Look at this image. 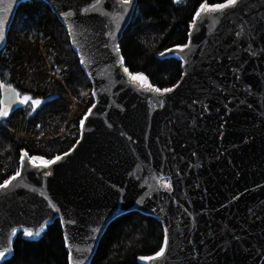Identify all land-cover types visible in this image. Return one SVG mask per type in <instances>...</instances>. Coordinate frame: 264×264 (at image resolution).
Segmentation results:
<instances>
[{
    "label": "water",
    "instance_id": "obj_1",
    "mask_svg": "<svg viewBox=\"0 0 264 264\" xmlns=\"http://www.w3.org/2000/svg\"><path fill=\"white\" fill-rule=\"evenodd\" d=\"M20 1L0 0V48ZM45 1L68 28L94 103L60 159L40 168L25 156L1 184L0 251L13 249L16 228L59 217L70 264H89L109 223L139 210L168 240L146 264H264V0L197 16L183 50H165L183 74L162 93L125 71L120 39L136 0ZM0 103H20L2 80Z\"/></svg>",
    "mask_w": 264,
    "mask_h": 264
},
{
    "label": "trees",
    "instance_id": "obj_2",
    "mask_svg": "<svg viewBox=\"0 0 264 264\" xmlns=\"http://www.w3.org/2000/svg\"><path fill=\"white\" fill-rule=\"evenodd\" d=\"M224 1L136 0L120 39L126 67L158 87L174 85L183 62L165 50L187 42L201 3ZM80 60L67 27L45 0L18 3L0 48V79L17 89L21 101L31 99L0 116V185L17 172L23 152L51 159L75 144L94 103L92 82ZM163 238L157 218L127 211L109 223L89 264H145L143 256L156 252ZM0 264H70L61 219L48 223L38 237L16 232L13 249Z\"/></svg>",
    "mask_w": 264,
    "mask_h": 264
},
{
    "label": "snow or ice",
    "instance_id": "obj_3",
    "mask_svg": "<svg viewBox=\"0 0 264 264\" xmlns=\"http://www.w3.org/2000/svg\"><path fill=\"white\" fill-rule=\"evenodd\" d=\"M239 2V0H227V3L226 4H218V5H215L213 6L211 9H209V7L207 6V4H202L201 5V8H200V11L197 13V16L200 15L201 12H204V11H209V10H217V9H222V8H225V7H228V6H232V5H236L237 3ZM123 3L124 4H129L131 3V0H123ZM3 38V32H2V26H0V39ZM183 49H181L182 51ZM163 55V53H162ZM125 71H127V69H125ZM132 79L134 81H139L141 84L147 86V87H151V85H148L147 84V78L144 77L143 75H134L132 76ZM156 91H160V89H155ZM165 92H168V91H171V89H165L164 90ZM31 99L30 97H24V99L21 101L22 103H27L28 100ZM34 104H39L40 101L39 100H36V101H33ZM7 115V112L0 109V116H6ZM26 155V154H25ZM57 160L60 159V157H57L56 158ZM55 161H51V163H54ZM17 175H19V173H17ZM13 179H15V177H13ZM7 184L5 185H0V188L2 187H6ZM166 187H170V185H165ZM25 235L26 236H32L33 233L31 231H26L25 232ZM36 235H39V233H36ZM165 246L167 245L168 243V240H167V237L165 238ZM164 251H165V248L162 247L160 249L159 252L156 253V256L155 257H148V258H142V259H156L158 257H161L164 255ZM5 255L4 252H0V257H3Z\"/></svg>",
    "mask_w": 264,
    "mask_h": 264
},
{
    "label": "rangeland",
    "instance_id": "obj_4",
    "mask_svg": "<svg viewBox=\"0 0 264 264\" xmlns=\"http://www.w3.org/2000/svg\"><path fill=\"white\" fill-rule=\"evenodd\" d=\"M205 4L208 5V3H205ZM201 5H202V4H201ZM201 5H200L199 7H201ZM194 16H195V15H194ZM129 74H130L131 77L134 76V75H143V74H141V73H134V74L129 73ZM143 76L146 77L145 75H143ZM132 82H134V83H135L136 85H138L139 87H140V86L145 87V85L141 84L139 81H134V80L132 79ZM147 84L151 85V88H153V91H156L155 89H160V91H161V89H162V90H163V89H171V88H170L171 86H169V87H164V88L158 87V86L154 85L153 83L149 82L148 79H147ZM146 88H147V86H146ZM160 91H156V92L161 93ZM0 109H2V106H1V105H0ZM25 154H26V155H25ZM25 156H28V157L30 158V160H31V163L34 164V165H41V164H43V165H47V164H49V162H48L46 159L41 158V157H39V156H30V155H28L27 152H23L22 157H21V159H20V164H21L22 161L25 159ZM165 185H170V187H171V184H170L169 181H167V179H166V182L164 183V186H165ZM167 188H169V187H167ZM140 212H141V211H140ZM154 217H155V216H154ZM155 218H157V217H155ZM157 220H158V218H157ZM163 229H164V228H163ZM18 231H22L24 234H25L26 231H31V232L33 233V235H32L33 237H38V236L41 235V233L43 232V229H40V230L35 231V230L32 229V228L19 227V228H16V229H15V233L18 232ZM135 231L137 232L138 229L136 228ZM36 233H39V235H36ZM164 239H165V232H164V238H163V241H162V245H161V247H160L156 252H154V253H152V254H149V255H146V256H143V258H148L147 256H153V257H155V256H156V253L162 248L163 243H164ZM0 252H4V251H0ZM10 252H11V251L4 252L5 255H4L3 257H6L8 254H10ZM6 254H7V255H6ZM3 257H0V260H1ZM145 260H146V259H143V262H144V263H145ZM145 264H146V263H145Z\"/></svg>",
    "mask_w": 264,
    "mask_h": 264
},
{
    "label": "bare ground",
    "instance_id": "obj_5",
    "mask_svg": "<svg viewBox=\"0 0 264 264\" xmlns=\"http://www.w3.org/2000/svg\"><path fill=\"white\" fill-rule=\"evenodd\" d=\"M226 4V3H225ZM208 7H209V9H211L213 6H215V5H207ZM200 8L201 7H199V9L196 11V13H195V20H196V18H197V13L200 11ZM222 9H224V8H222ZM217 10H219V9H217ZM213 11H216V10H209V11H204V12H213ZM204 12H201L200 14H202V13H204ZM9 32V31H8ZM180 48L182 47V46H179ZM176 55H179L178 53H176ZM128 77H129V79L132 81V77L130 76V74H128ZM141 88H143V89H149V88H151V87H147L146 88V86L145 87H142V86H140ZM151 89H153V88H151ZM161 93L162 92H165L164 90H161L160 91ZM29 161H30V163H31V160H30V158H27ZM55 159H53V160H51V161H54ZM51 161H48L49 162V164H47V165H43V164H41V165H37L38 167H40V168H44V167H49V165L51 164ZM32 164V163H31ZM32 165H34V164H32ZM51 170H47V171H45V173H49ZM166 179H168V178H161V180H160V186H161V188L162 189H168V190H170V188H167L166 186H164V183L166 182ZM165 238H166V232H165ZM164 242H165V239H164ZM162 247H164L165 248V250H166V246H165V243H163V246ZM165 252V251H164Z\"/></svg>",
    "mask_w": 264,
    "mask_h": 264
}]
</instances>
